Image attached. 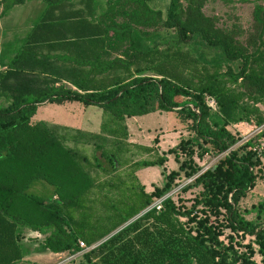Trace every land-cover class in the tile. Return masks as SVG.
I'll use <instances>...</instances> for the list:
<instances>
[{
    "label": "trees",
    "instance_id": "1",
    "mask_svg": "<svg viewBox=\"0 0 264 264\" xmlns=\"http://www.w3.org/2000/svg\"><path fill=\"white\" fill-rule=\"evenodd\" d=\"M25 1L0 0L1 11ZM40 1V15L0 70V264L21 261V229L44 235L36 252L91 247L78 264H264V201L239 208L264 178L256 143L264 129L241 141L232 127L264 124L256 107L264 108V0L254 10L258 44L249 52L202 14L206 0H167L163 17L149 0H106L98 13L95 0ZM73 3L82 8L64 10ZM119 14L127 19L120 27ZM129 23L158 25L173 37L162 49L145 46L150 33ZM196 41L198 56L183 48ZM123 42L125 57L102 59ZM208 52L238 62L236 71L222 72L221 63L204 59ZM72 102L101 109L98 132L30 121L39 104ZM154 111L170 113L186 132L167 150L175 169L166 170L163 156L128 155L124 120ZM67 141L90 146L92 161ZM205 155L216 160L201 169L192 158ZM149 167L160 168L162 181L145 192L134 173ZM180 176L188 179L180 192L196 190L187 207L166 196ZM36 180L51 188L50 201L25 192ZM225 229L234 237L224 242Z\"/></svg>",
    "mask_w": 264,
    "mask_h": 264
},
{
    "label": "rangeland",
    "instance_id": "2",
    "mask_svg": "<svg viewBox=\"0 0 264 264\" xmlns=\"http://www.w3.org/2000/svg\"><path fill=\"white\" fill-rule=\"evenodd\" d=\"M34 1L38 2V0ZM262 3V0H206L201 8V12L205 17L213 19L217 28L229 32L233 40L236 41V43L246 52H249L258 44V29L254 19V10L256 7L261 6ZM166 5L167 0H149L147 2V6L150 9L160 11L162 17L165 14ZM23 7L24 6H17L16 8L9 10V12L4 13L0 18L1 26L11 25L21 19H25L22 18L25 14V9ZM126 21V17L120 14L114 18L115 24L119 27ZM129 25L133 26L135 30L141 33H150L149 36L142 39V43L145 46L156 43L157 48L162 49L165 47V44H162L161 42L173 37L172 31H165L158 25H155L154 27H141V25H135L133 23H129ZM112 48L113 49L106 50L107 54L102 56V59H112L117 56L125 57L123 54L121 56L119 54L122 50L127 48V42L119 43L116 47ZM183 48L193 52L195 56H198V54H200L199 50H201L198 41ZM127 53H129L128 50ZM204 59L209 62L221 63L222 72L225 71L226 67H229L231 71H236L238 65V62L225 61L218 52H208ZM145 75H150V73L146 72ZM2 105H4V103L0 101V106ZM42 106L43 107L38 108V110H35L30 121L32 123L43 122L46 125H57L66 129V132L68 133H71L74 130L96 133L98 132V127L102 121L101 109L94 106L81 107L74 102L62 103L59 105L46 104ZM256 107L261 112H264L262 106L256 105ZM210 110L214 111L215 109L213 110L210 108ZM124 125L127 131L126 141L130 145L128 155L131 160L149 159L154 155H159L165 157L163 166L166 170L176 168L177 164L174 162L172 155L167 154V150L174 147L179 139L185 137L186 132L180 129V126L176 123L170 113L154 111L144 116L126 118L124 120ZM232 127L239 131L241 141H244L264 129V124L258 129H253L250 124L246 122L232 124ZM256 143L263 156L262 163L264 166V134L256 139ZM65 144L69 147H75L87 156L89 161H92L93 151L90 146L83 144L73 145L68 141L65 142ZM133 145L151 147L153 151L150 154L139 153L132 147ZM192 159L201 169H205L216 160L214 157L206 155L200 160L196 157H193ZM118 170L119 172L124 171L123 168ZM159 171L160 168L149 167L137 170L134 175L138 179V182L143 186L144 191L149 192L152 190V186L161 184L162 176ZM187 182L188 179H184V177L180 176L176 181L177 186L166 196H169L174 202H176L177 199H181L184 206H189V200L193 197L196 190L191 189L183 193L179 191ZM25 192L38 196L45 201H50L51 188L42 181H32ZM54 198L55 197H52L51 199L53 200ZM260 201H264V178L255 182L254 187L239 203V208L249 209L252 204L255 205ZM244 217L246 219H251L252 214L244 215ZM229 233L228 229L223 230V236L220 237V239L225 242L229 235L234 237L233 234ZM20 234L22 236L20 242L22 251L24 252V256L28 257V259L21 264H78V262H80L79 255L84 251L81 250L74 254L60 253L56 256L49 254L50 252L48 251L36 252L35 249H37L42 243L44 235L32 232L28 229H21ZM234 239L239 240L238 237ZM246 241L247 238H244L242 244L246 243ZM254 260L257 261V257H254Z\"/></svg>",
    "mask_w": 264,
    "mask_h": 264
},
{
    "label": "crops",
    "instance_id": "3",
    "mask_svg": "<svg viewBox=\"0 0 264 264\" xmlns=\"http://www.w3.org/2000/svg\"><path fill=\"white\" fill-rule=\"evenodd\" d=\"M97 3V7L94 8L95 12L98 13L104 9V2L106 0H95ZM17 6H24L25 14L21 19L14 24L11 25H5L1 26L0 24V70H4L7 66L9 60L12 58V56L15 54V52L19 49V47L24 42L25 37L29 33L30 29L32 28V25L34 24L37 17L40 15L44 5L43 3L38 0V2L34 0H27L19 5H13L3 11V6L0 5V18L3 16L4 13L9 12V10L16 8ZM82 4L80 3H73L71 7H64V10H77L81 9ZM26 16V17H25ZM57 54H62V52H57ZM48 105L49 103H43L39 104V106L36 107V110L38 108L43 107L42 105ZM52 255H59L49 253ZM28 257L23 256L21 261L18 262V264H21L23 261H26Z\"/></svg>",
    "mask_w": 264,
    "mask_h": 264
},
{
    "label": "built area",
    "instance_id": "4",
    "mask_svg": "<svg viewBox=\"0 0 264 264\" xmlns=\"http://www.w3.org/2000/svg\"><path fill=\"white\" fill-rule=\"evenodd\" d=\"M207 105H208L211 109H213V110L215 109V105H214V102H213L212 99H208V100H207ZM159 203H160V200L155 201V202L151 205V207H154L156 210H158V209H159ZM78 247H79L80 249L84 250V251H87L88 249L91 248V247H85V246L83 245V243H81V242H78Z\"/></svg>",
    "mask_w": 264,
    "mask_h": 264
}]
</instances>
